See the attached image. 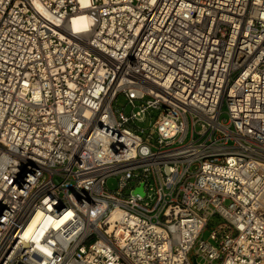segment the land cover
<instances>
[{
	"label": "built area",
	"instance_id": "1",
	"mask_svg": "<svg viewBox=\"0 0 264 264\" xmlns=\"http://www.w3.org/2000/svg\"><path fill=\"white\" fill-rule=\"evenodd\" d=\"M193 256L264 264V0H0V264Z\"/></svg>",
	"mask_w": 264,
	"mask_h": 264
},
{
	"label": "rangeland",
	"instance_id": "2",
	"mask_svg": "<svg viewBox=\"0 0 264 264\" xmlns=\"http://www.w3.org/2000/svg\"><path fill=\"white\" fill-rule=\"evenodd\" d=\"M126 103H127V100H126L125 96L120 94V95L117 96L116 100L114 101L113 106L116 109V111L124 109L126 113H129V111L131 109V106L129 104H126ZM223 110L224 111L222 113V116H226V113H225L226 106L225 105H223ZM152 113H153V116L152 117L147 116L145 118L144 122L141 123V125L149 126V124L152 123V121H154L155 116H156V112L152 111ZM106 186H107L108 190L114 191L117 188V186H118V182H117L116 176L108 177L107 181H106ZM228 202L229 201H227L226 203H228ZM221 220H222V218L220 216H218V215L214 216L211 219V221L209 222L208 227H206L204 229V231L202 232L201 237L203 239L210 240L211 242H214L213 239L210 238V233L213 230V228L215 227V225L218 222H220Z\"/></svg>",
	"mask_w": 264,
	"mask_h": 264
},
{
	"label": "bare ground",
	"instance_id": "3",
	"mask_svg": "<svg viewBox=\"0 0 264 264\" xmlns=\"http://www.w3.org/2000/svg\"><path fill=\"white\" fill-rule=\"evenodd\" d=\"M92 20L91 15H89L88 13H78L76 15H74L73 19H72V24L73 27L77 30V31H81L83 29H87L90 21ZM41 214L38 213L34 220L32 221V223L29 225V230H31L36 221L40 218ZM61 220L57 219L54 223L55 225H57Z\"/></svg>",
	"mask_w": 264,
	"mask_h": 264
},
{
	"label": "water",
	"instance_id": "4",
	"mask_svg": "<svg viewBox=\"0 0 264 264\" xmlns=\"http://www.w3.org/2000/svg\"><path fill=\"white\" fill-rule=\"evenodd\" d=\"M138 190H141V186L138 188ZM192 261H193V264H198L195 256L192 257Z\"/></svg>",
	"mask_w": 264,
	"mask_h": 264
}]
</instances>
